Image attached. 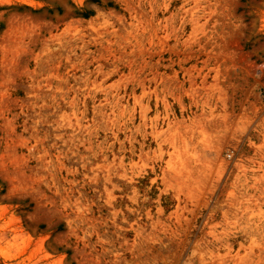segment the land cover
Here are the masks:
<instances>
[{
	"label": "rangeland",
	"instance_id": "rangeland-1",
	"mask_svg": "<svg viewBox=\"0 0 264 264\" xmlns=\"http://www.w3.org/2000/svg\"><path fill=\"white\" fill-rule=\"evenodd\" d=\"M0 264H264V0H0Z\"/></svg>",
	"mask_w": 264,
	"mask_h": 264
}]
</instances>
